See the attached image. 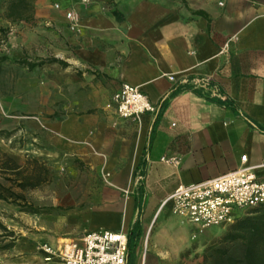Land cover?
Segmentation results:
<instances>
[{"label": "crops", "instance_id": "1", "mask_svg": "<svg viewBox=\"0 0 264 264\" xmlns=\"http://www.w3.org/2000/svg\"><path fill=\"white\" fill-rule=\"evenodd\" d=\"M47 1H34L32 21L5 19L41 28L42 41L60 45L65 55L49 58L67 66L40 64L49 58L29 64L97 78L113 94L124 83L137 86L157 110L141 125L118 118L113 108L64 117L54 112L41 126L29 125L34 133L44 131L54 155L88 164L100 178L86 209L40 233L43 243L59 247L97 229L127 234L139 205L143 240L156 217L173 213L163 202L179 184L233 171L242 156L264 177V0H51L60 2L61 11L47 8ZM69 8L79 16L76 31L67 25ZM47 23L52 26L44 28ZM183 75L210 78L218 91L182 85ZM164 156H177L179 164L164 163ZM34 249L17 244L7 264H58ZM141 263L138 251L135 264Z\"/></svg>", "mask_w": 264, "mask_h": 264}, {"label": "rangeland", "instance_id": "2", "mask_svg": "<svg viewBox=\"0 0 264 264\" xmlns=\"http://www.w3.org/2000/svg\"><path fill=\"white\" fill-rule=\"evenodd\" d=\"M9 1L0 0V28L8 33L6 40L0 34V132H4L0 137V185L22 198L17 203L0 199V222L7 228L0 236V264L12 261L19 243L35 245V252H39L37 247L43 244L40 233L57 226L77 209L85 210L92 188L100 184L95 168L78 161L66 163L58 153L54 155V145L45 139L44 131L37 129L34 133L29 125L41 126L54 112L64 117L76 110L112 111L114 92L107 82L97 78L78 79L74 73L44 70L41 66L28 68L24 62L38 63L40 59L65 55L60 45L52 48L42 41L45 36L41 28L7 21L4 12ZM46 4L49 9L62 10L60 2L50 0ZM67 10L72 9H66L65 14ZM7 158L18 159L21 166L29 158H37L26 174H40L41 184L21 189L18 173L2 168ZM30 205L40 212L26 211ZM225 229L210 227L195 232L181 217L163 211L146 228L139 250L141 264H201L205 248Z\"/></svg>", "mask_w": 264, "mask_h": 264}, {"label": "built area", "instance_id": "3", "mask_svg": "<svg viewBox=\"0 0 264 264\" xmlns=\"http://www.w3.org/2000/svg\"><path fill=\"white\" fill-rule=\"evenodd\" d=\"M65 16L69 29L76 31L79 21L77 12L67 10ZM168 79L178 81L174 75H169ZM179 83L190 84L195 90H217L210 78L190 79L183 75ZM111 107L118 118L137 125H141L146 114H153L157 110L146 93L128 83L122 84L113 94ZM161 160L174 166L180 161L177 156H164ZM241 160L242 166L218 177L179 184L164 200L163 206L170 204L172 212L184 219L195 232L210 227H226L240 213L264 206V177H257L253 168L246 166L247 156H242ZM38 250L43 253L47 263L127 264L128 236L124 232L97 229L85 232L78 241L59 247L40 244Z\"/></svg>", "mask_w": 264, "mask_h": 264}, {"label": "trees", "instance_id": "4", "mask_svg": "<svg viewBox=\"0 0 264 264\" xmlns=\"http://www.w3.org/2000/svg\"><path fill=\"white\" fill-rule=\"evenodd\" d=\"M35 0H10L7 3L4 17L11 21L26 22L33 20ZM4 38H6V30L2 29ZM57 62L63 66H67L65 62L57 58H49L42 61L40 64ZM27 64L26 62H24ZM33 67V64H27ZM181 88L173 90V94ZM58 119V118H57ZM4 132H0V137ZM5 156V155H4ZM37 158H29L25 166L19 165L15 160L7 158L3 162V169L17 172L20 180L17 185L26 190L28 187L36 188L41 182L40 174H26L31 162L37 161ZM144 170L141 172V181L144 178ZM37 180V182L33 181ZM9 188H3L0 185V199L5 201L15 200L17 203L22 196H18ZM6 192V193H5ZM9 193V194H7ZM26 211L31 213H39L40 211L33 206H28ZM3 231H7L6 226L0 222V236H3ZM128 256L127 264H135L138 251L142 244L143 227H142V206L139 205L137 220L130 226L128 233ZM4 246L1 249L10 247ZM201 264H264V206L248 210L240 213L233 223L226 226L224 233L210 243L204 251Z\"/></svg>", "mask_w": 264, "mask_h": 264}]
</instances>
